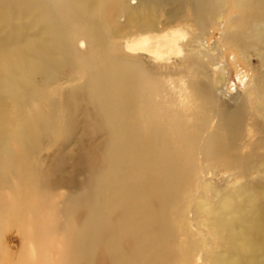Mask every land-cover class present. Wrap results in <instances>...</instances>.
<instances>
[{
    "label": "bare ground",
    "instance_id": "obj_1",
    "mask_svg": "<svg viewBox=\"0 0 264 264\" xmlns=\"http://www.w3.org/2000/svg\"><path fill=\"white\" fill-rule=\"evenodd\" d=\"M41 1L0 0V147L8 140L5 125L12 121L5 94L21 110L36 105L16 140L18 151L0 168V212L10 210L11 229L21 230L23 239L35 245L43 225L63 230L55 241L65 249L60 253L67 257L66 264H169V252L162 249L177 232V218L188 210L199 213L211 193L219 198L218 208L211 213L216 216L211 228L220 235L219 241L230 245L227 257L219 261L263 262L256 254L248 257L247 247L261 243L264 205L236 202L210 182L204 183L199 199L194 200V169L186 153L176 150L195 149L197 139L185 132L183 121L169 118L171 110L158 101L162 82L155 72L147 71L138 56L121 57L111 50L105 22L116 21L123 2L54 0L67 6L62 8ZM259 6L264 7V0L245 1L249 12ZM145 9L146 17L154 12L150 6ZM132 18L140 20L138 15ZM260 19L264 25V15ZM30 31L36 33L32 36ZM240 38L244 44L264 39V26L250 22L247 35ZM159 44L168 51L175 47L173 38ZM79 45H85L86 51L80 52ZM149 53L164 55L156 46ZM59 62L87 69L81 93L71 101L42 102V94L29 91L33 85L29 75L36 70L48 73ZM213 96L210 92L211 100ZM222 115V129L233 133L241 127L242 113ZM55 130L88 149L92 164L84 188L63 196L67 202L62 208L49 188L54 170L35 168L23 178L20 175L29 168L20 154L30 145L28 137L37 143ZM217 137L211 135L212 141ZM216 142L201 146L206 160L224 153ZM13 179L15 194H10L6 189ZM49 211L62 213L65 223L46 220L43 215ZM235 215L239 221L233 220ZM30 223L35 226L33 232ZM4 226L8 225L0 221V228ZM78 255L83 259H74Z\"/></svg>",
    "mask_w": 264,
    "mask_h": 264
},
{
    "label": "rangeland",
    "instance_id": "obj_2",
    "mask_svg": "<svg viewBox=\"0 0 264 264\" xmlns=\"http://www.w3.org/2000/svg\"><path fill=\"white\" fill-rule=\"evenodd\" d=\"M42 1L67 7L54 0ZM121 1L123 6L116 21L105 22L111 50L121 57L138 56L147 71L155 72L162 82L158 101L171 110L169 118L183 121L185 132L197 139L195 149L179 147L176 150L182 155L186 153L188 164L194 169L191 177L196 184L194 200L199 199L204 183L210 182L222 189V193L234 196L236 202L250 207L264 205V39L244 44L240 38L247 35L250 22L257 27L264 26L260 19L264 15V7L259 6L249 12L245 7L246 0ZM148 6L154 12L146 17L144 13ZM132 14L138 15L140 20L130 19ZM30 33L33 36L36 31ZM169 38H173L175 44L172 51L159 44ZM137 40V44L129 45ZM80 46V52L86 51L85 45ZM152 46L164 55H151L149 49ZM195 62L199 65L194 66ZM86 72L87 69L76 64L59 62L48 73L41 70L30 73L33 85L28 88L33 94H42V102L48 104L52 99L60 103L71 101L76 93H81ZM210 92L214 100L210 99ZM4 98L13 122L5 125L8 140L0 147V168L18 151L16 140L27 118L36 109L34 103L21 110L8 95L5 94ZM233 112L242 113L243 123L231 133L222 129L220 124L222 114ZM213 134L218 137L212 141ZM215 141L224 153L206 160L201 146ZM28 143L26 152H20L22 160L29 163V168L21 171V177L35 168L48 172L54 170L49 188L53 189L52 198L57 205L65 207L66 195L80 192L88 179L92 165L88 149L79 148L74 139L66 140L58 130L39 137L37 143L28 137ZM246 167L247 172H244ZM11 182L6 192L15 194V179ZM34 196L32 193V198ZM217 196L209 193L206 198L208 204L203 210L199 209L195 215L188 210L177 218V232L162 249L169 252V264H233L219 261L227 257L230 245L219 241L220 235L211 228L216 218L211 213L219 206ZM9 212L7 208L0 212V221L8 225L0 228V264L67 263L68 260H64L67 257L60 253L63 245L55 241L64 234L63 230L49 223L43 225L38 231L39 243L35 245L23 239L21 230L11 229ZM43 216L61 224L66 221L62 213L49 211ZM232 218L239 221L240 216ZM31 224L29 231L33 232L35 226L31 227ZM260 241L256 247L252 244L251 248L247 247L248 257L256 254L264 262V225ZM83 257L78 255L74 259L82 260Z\"/></svg>",
    "mask_w": 264,
    "mask_h": 264
}]
</instances>
